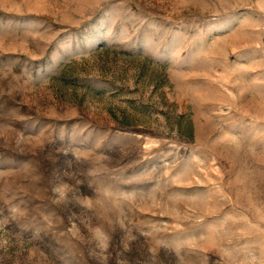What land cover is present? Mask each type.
<instances>
[{
	"label": "rangeland",
	"instance_id": "374dc122",
	"mask_svg": "<svg viewBox=\"0 0 264 264\" xmlns=\"http://www.w3.org/2000/svg\"><path fill=\"white\" fill-rule=\"evenodd\" d=\"M0 264H264V0H0Z\"/></svg>",
	"mask_w": 264,
	"mask_h": 264
}]
</instances>
